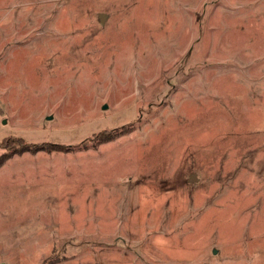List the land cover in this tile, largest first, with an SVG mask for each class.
<instances>
[{
    "label": "rangeland",
    "instance_id": "rangeland-1",
    "mask_svg": "<svg viewBox=\"0 0 264 264\" xmlns=\"http://www.w3.org/2000/svg\"><path fill=\"white\" fill-rule=\"evenodd\" d=\"M5 138L0 264H264V0H0Z\"/></svg>",
    "mask_w": 264,
    "mask_h": 264
},
{
    "label": "trees",
    "instance_id": "trees-1",
    "mask_svg": "<svg viewBox=\"0 0 264 264\" xmlns=\"http://www.w3.org/2000/svg\"><path fill=\"white\" fill-rule=\"evenodd\" d=\"M118 135L117 134H112V133H99V134H96L94 139L95 140H98V143H104V142H108V141H111L113 139H115ZM4 140H7V138L3 139L0 143V146L5 142ZM24 140L21 139V138H16V140H13V142H17V143H20L22 144L24 147L21 148V151L19 152H27V151H30L29 148H26V146L22 143ZM49 147H52L51 150H47V151H62L63 148L61 147V145L59 144H48ZM5 159H0V166L3 164Z\"/></svg>",
    "mask_w": 264,
    "mask_h": 264
},
{
    "label": "water",
    "instance_id": "water-1",
    "mask_svg": "<svg viewBox=\"0 0 264 264\" xmlns=\"http://www.w3.org/2000/svg\"><path fill=\"white\" fill-rule=\"evenodd\" d=\"M105 15H100V22L103 23ZM105 108V106H104ZM196 180L195 176L192 174L189 178H188V182H194Z\"/></svg>",
    "mask_w": 264,
    "mask_h": 264
}]
</instances>
